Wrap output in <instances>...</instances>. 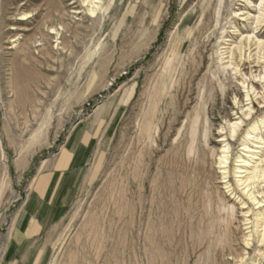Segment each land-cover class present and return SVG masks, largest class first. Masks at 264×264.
Here are the masks:
<instances>
[{
    "label": "rangeland",
    "instance_id": "obj_1",
    "mask_svg": "<svg viewBox=\"0 0 264 264\" xmlns=\"http://www.w3.org/2000/svg\"><path fill=\"white\" fill-rule=\"evenodd\" d=\"M85 1L0 0V264H264V194L254 205L235 182L264 89L255 83L263 97L251 95L245 116L224 54L254 35L236 15L258 16L262 0L230 1L221 25L222 0H100L94 17ZM50 14L60 35L44 54L32 46L35 65L19 78L14 55ZM228 143L231 191L219 167ZM61 151L76 154L67 216L31 256L11 258L33 182Z\"/></svg>",
    "mask_w": 264,
    "mask_h": 264
},
{
    "label": "bare ground",
    "instance_id": "obj_2",
    "mask_svg": "<svg viewBox=\"0 0 264 264\" xmlns=\"http://www.w3.org/2000/svg\"><path fill=\"white\" fill-rule=\"evenodd\" d=\"M230 1L231 3L232 2L234 3V0H222L217 2L216 7L219 10V16L217 17L216 20L217 24L221 25L223 20L225 19L223 15L227 11H229L228 6H230ZM85 2H88V0H86ZM248 3L251 5L250 1ZM99 4H100V0H94V2H92L91 8H89L88 10L92 17H94L93 15L96 14L98 9L100 8ZM54 10H56V8ZM258 10H259L258 16H252L251 12H246V11L238 12L236 16L238 18L241 17L242 21L251 24L250 27L254 29V35H250V36H245L244 34L240 35L241 39L237 44H235V46L233 41L230 39L229 41L232 42V44H230L229 48H225L226 52L224 53L226 56L225 59L228 60V62L226 63H228L230 67H233L237 75H239L240 82L242 83L241 87L246 91L244 93H246L245 98L247 99L245 101H249L248 109L245 111V109L247 108V104L244 105L242 101H239L236 105L238 109L245 112L244 113L245 116L248 117L251 116L252 108H254L255 106V102L251 99V95L254 94V96L258 100H260L259 96H262L260 92L257 93V88L255 87V83L259 82L260 85H263L262 89H264V41L260 39V37L264 35V0H262L261 3L259 4ZM211 16H212L211 13L207 14V19H210V22L215 20L214 18H211ZM30 17L31 16H29V18H23L21 21H27L28 19H30ZM49 17L53 20H51V23H49L48 31L45 30L46 27L44 29L40 28L39 30V34H40L39 36H41L40 40L38 41L33 40L32 43L29 44V47L27 48L26 52L24 49L25 53H23V51L22 52L20 51L21 53L17 51L16 54L14 55L15 56L14 58H16L15 60L17 61L16 63L18 65V67H16V72L20 75L19 78L24 76L25 75L24 73L26 71L31 70V67L35 65L33 60V55H31L32 52H30L32 46L35 43L40 42L41 44L39 45V47H41L42 49L39 50V52L40 54H44L45 51L44 49L47 50L51 49L50 48L51 39L54 38L55 36L60 35L59 31H57L53 26V22L58 20L57 15L50 14ZM64 17H66V15ZM232 20L237 22L236 18ZM235 33H237L236 30L228 32L229 35ZM224 34L225 32L223 33V35ZM247 65L249 66L248 69L249 75L244 74L242 70V68H244ZM254 69L256 70L255 72L256 75L253 72ZM28 79H30V77ZM257 79H259V81H256ZM19 80L21 81V79ZM235 99L237 100V96L235 97ZM238 120H239L238 123L237 121L236 123H232L231 121H229L228 127L222 129V131L226 129L228 130V134L230 133V138H227V136H225L222 132L220 142L232 141L231 137L234 138L237 132L242 129L244 125L243 119L240 117ZM261 129H264V120H262L260 123H256L253 127H251V131L247 134V137L245 138L244 142L241 145L243 147L242 150L246 151V155L244 157H240L241 159V161H239L240 164L237 166L235 171V182L237 188H239L241 192L242 197L247 198V200L249 202H252V204L254 205L261 204L260 203L261 201H259L257 194L259 195L264 194V189L262 188V186L264 185V159L260 156L261 152L264 151V137L261 132ZM229 150H230V143H228L227 146L223 148V150L221 151L220 162H219L220 163L219 167L222 170L221 174L224 177L223 179H225V181L229 179V172H228ZM223 183L226 184V187L224 188L225 190L228 191L232 190V186L230 185L229 181ZM232 194L234 193L232 192ZM247 204L248 203H245L242 209H245V206ZM243 217H247V216H243ZM261 233H262L261 234L262 242H264V229Z\"/></svg>",
    "mask_w": 264,
    "mask_h": 264
},
{
    "label": "crops",
    "instance_id": "obj_3",
    "mask_svg": "<svg viewBox=\"0 0 264 264\" xmlns=\"http://www.w3.org/2000/svg\"><path fill=\"white\" fill-rule=\"evenodd\" d=\"M75 160V153L61 151L53 166L34 180L12 234L9 257L31 256L32 247L67 216L72 198L71 181L76 172ZM26 247L29 250H25Z\"/></svg>",
    "mask_w": 264,
    "mask_h": 264
}]
</instances>
